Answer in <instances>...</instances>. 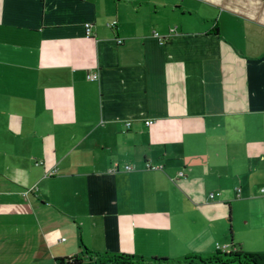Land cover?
Here are the masks:
<instances>
[{"label": "crops", "instance_id": "0c3cea01", "mask_svg": "<svg viewBox=\"0 0 264 264\" xmlns=\"http://www.w3.org/2000/svg\"><path fill=\"white\" fill-rule=\"evenodd\" d=\"M261 246L264 0H0V264Z\"/></svg>", "mask_w": 264, "mask_h": 264}, {"label": "trees", "instance_id": "16d2710c", "mask_svg": "<svg viewBox=\"0 0 264 264\" xmlns=\"http://www.w3.org/2000/svg\"><path fill=\"white\" fill-rule=\"evenodd\" d=\"M224 261H231L225 264H264V252H245L241 249H231L227 252H220ZM214 254L208 255L212 257ZM85 256L93 259L94 262L90 264H123L126 262L135 264H195L202 263V255H190L182 258H164V257H144L136 254L126 253H95L88 249H85L82 255H75L72 257L59 258L56 260V264H87ZM216 263L219 262L218 257L212 258ZM217 259V260H216ZM212 262V261H211ZM204 263V262H203Z\"/></svg>", "mask_w": 264, "mask_h": 264}, {"label": "built area", "instance_id": "2783aa9c", "mask_svg": "<svg viewBox=\"0 0 264 264\" xmlns=\"http://www.w3.org/2000/svg\"><path fill=\"white\" fill-rule=\"evenodd\" d=\"M109 27H110L111 29H115V28L117 27V21H115V20L112 21V22L109 24ZM84 29H85V35H86V37L91 38V37L94 36L93 29H92V24H91V23H86V24L84 25ZM172 32H173V30L171 31V33H172ZM154 36H155L158 40H161V41H162L163 39H165V38L168 37V36H161L159 33H155ZM117 43H118V44H123L124 41H123L122 39L118 38V39H117ZM87 78H88L89 80H91V81H96V80L99 79V75H98V73H90V74L87 75ZM153 123H154L153 120H147V121L145 122V124L148 125V126L152 125ZM131 125H132L131 122H127V123H126V126H127L128 128H130ZM147 166H148V167H151L150 164H148ZM126 169H127V170H130L131 167H130V166H127ZM118 170H119V169H118L117 166H115L114 168H112V172H117ZM180 175H183V173H180ZM238 192H239V189H238ZM24 196L27 197V196H28V192L24 193ZM215 196H216L215 194H211V195H210V199H214Z\"/></svg>", "mask_w": 264, "mask_h": 264}, {"label": "rangeland", "instance_id": "374dc122", "mask_svg": "<svg viewBox=\"0 0 264 264\" xmlns=\"http://www.w3.org/2000/svg\"><path fill=\"white\" fill-rule=\"evenodd\" d=\"M220 252H222V251H218V252L214 253V255L212 257H210V258L208 256H201L202 257V263L198 262L197 264H215L216 261H213L214 259H212L214 257H218L219 258L218 260H219L220 263H216V264H225V263H228V262L230 263L231 261H224L223 260V256L219 255V254H221ZM257 252H264V246L256 248L255 252L253 250V252H251V253H257ZM85 260H86L87 264H90V263L94 262V260L90 259L88 256H85ZM123 264H135V263L126 262V263H123ZM145 264H149V263H145ZM193 264H195V262H193Z\"/></svg>", "mask_w": 264, "mask_h": 264}]
</instances>
